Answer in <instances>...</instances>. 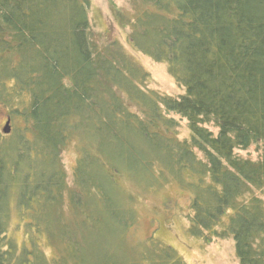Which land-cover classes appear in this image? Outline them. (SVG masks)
Instances as JSON below:
<instances>
[{
	"label": "trees",
	"instance_id": "trees-1",
	"mask_svg": "<svg viewBox=\"0 0 264 264\" xmlns=\"http://www.w3.org/2000/svg\"><path fill=\"white\" fill-rule=\"evenodd\" d=\"M88 2L0 0V105L25 124L10 140L0 136V264H137L124 242L137 229L135 201L122 206L105 167L148 189L178 185L190 196L191 236L208 245L230 235L237 264H264V0H129L130 16L115 15L134 50L166 65L178 98L147 89L144 71L116 43L95 46ZM168 115L185 122L187 138ZM73 137L81 154L68 184L60 155ZM21 210L53 259L42 246L33 252L26 232L28 248L10 241ZM57 212L91 219L94 227L78 228L84 244ZM154 250L145 264H185L169 247Z\"/></svg>",
	"mask_w": 264,
	"mask_h": 264
},
{
	"label": "rangeland",
	"instance_id": "rangeland-1",
	"mask_svg": "<svg viewBox=\"0 0 264 264\" xmlns=\"http://www.w3.org/2000/svg\"><path fill=\"white\" fill-rule=\"evenodd\" d=\"M130 12L131 4L129 0H89L87 13L93 43L99 49L111 43H116L120 46L123 53L130 56L144 71L147 89L171 98L182 96L183 90L179 88L169 76L164 63H156L130 46L128 42L130 28H122L119 22L115 20L116 14L122 16L120 20H124L123 16H130ZM143 80L141 81L143 82ZM169 118H172L178 125L180 139L187 138L185 122L172 115H168V119ZM7 119H9L10 129L8 135H12L7 140H10L20 133L25 127V124L20 119L9 118L7 109L3 105H0V136L3 135L2 130ZM73 139L75 138L73 137ZM78 143L76 139L70 140L60 155V161L66 173L68 184H70L71 181V172L75 162L81 154ZM89 150L92 151L90 146ZM247 157L255 159L256 155L254 151L251 150L248 152ZM102 172L105 177L109 179L113 177L114 181H116L118 191H114L117 193L119 202L123 207L129 204V198L135 201L132 206L134 207L137 217V229L131 234V228H129L128 234L125 232L128 236L124 239V242L127 244L131 242L127 248L128 251L130 250L127 256V258L130 257L129 261L139 260L137 264H145V260L142 257L146 252L155 251L154 247L158 244L163 247H170L181 257L185 264H237L234 255L233 241L230 235H226L222 239H216L207 245L199 238L193 237L188 233L187 217L190 213V196L187 191L182 190L176 184H166L164 186L162 183H156L152 189H148L145 180H136L130 183L123 177L130 185V188H128V184L125 183L121 177L116 178V176H113L108 167L103 168ZM92 209L95 217L100 211V207L99 205H95ZM31 210L36 211V206H32ZM51 210L55 212L56 209L51 207ZM31 215L30 211L25 212L21 210L19 211V219L16 215L11 216L9 228L10 241L17 249L28 248L30 244L25 236L27 234L31 238L33 252L41 254L42 246L43 258L45 260H51L55 257L56 251L50 247L44 246L45 240L43 238H41V242H43L41 245L37 241V235L43 233V230L36 225L26 226L27 224H31V221L29 222ZM57 215L58 221L60 219L62 221L59 222V225L64 224V226L72 229L70 233L75 235V242L84 244L87 241L86 235L84 233L79 234L78 228L80 229L86 226H89L87 228L94 227L89 217L78 214L71 219H66L64 217L61 218L59 212H57ZM49 218V214H44L40 219L44 220ZM100 220L101 222L104 221L102 224L107 226L109 220L106 218L105 214H101ZM105 226H101V228L94 230L98 237L103 236V234L100 235L99 233L102 232V228H106ZM48 233L50 234L51 242L59 245L60 252L66 251L67 247L59 243L57 239H54L51 232L48 231ZM88 237V240H90L89 243L92 245L90 247L94 248V246L98 244L96 235L94 234V236H92L91 234L88 235ZM149 244L153 245L149 246ZM88 247L82 246L83 251L85 252ZM104 247L107 248L106 246ZM102 249V246H100L98 251ZM89 252H91V249ZM17 253H20V251H17ZM118 256H120V260L125 259L123 254H119Z\"/></svg>",
	"mask_w": 264,
	"mask_h": 264
},
{
	"label": "water",
	"instance_id": "water-1",
	"mask_svg": "<svg viewBox=\"0 0 264 264\" xmlns=\"http://www.w3.org/2000/svg\"><path fill=\"white\" fill-rule=\"evenodd\" d=\"M8 124H9V122L7 121L5 123V126H4L3 130H2L3 134H8L9 133L10 129H9Z\"/></svg>",
	"mask_w": 264,
	"mask_h": 264
}]
</instances>
